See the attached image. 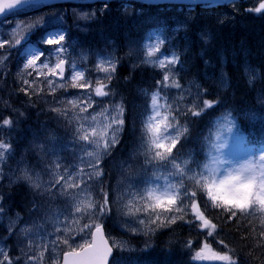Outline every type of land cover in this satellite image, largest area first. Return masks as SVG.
<instances>
[{
	"label": "rangeland",
	"instance_id": "rangeland-1",
	"mask_svg": "<svg viewBox=\"0 0 264 264\" xmlns=\"http://www.w3.org/2000/svg\"><path fill=\"white\" fill-rule=\"evenodd\" d=\"M107 6V2L104 1L99 5H96L95 2L76 3L74 1L65 3L62 7L59 5L34 6L17 15H8L6 19L0 21V40L10 38L12 30L17 25L21 26L19 36L24 37L21 39V43L15 47L5 45L4 48H0V58L7 56V59L0 64V121L5 118L13 121L10 128L7 126L0 128V140L11 145L4 159L0 161V197H2L0 198V208L3 209L0 211V248L4 249L12 264H61L63 253L69 250L62 243L54 248L52 242L57 235L63 236L65 225L71 223V219L68 217L71 197L61 193L60 185L50 187L55 176L62 174L65 168L69 172L74 171L76 166L81 163L79 157L83 155L80 146L83 142H77L74 139L76 122L72 117L75 112H78V109L73 110L69 101L79 100L82 103H91L92 107L88 109L87 113L83 114L85 116L90 113L96 114L105 108L111 110L114 106H123L124 109L123 98L121 94L114 91L112 82L117 77L120 64L127 61L128 64H126L130 65L133 70L151 68L158 72V79L155 83L148 89H141L139 92L146 99V105L143 107L145 111L142 116L145 122L151 114L152 94L161 89L160 82L163 80L165 71H167V69H162L153 63L145 62V45L155 43L157 38H163L166 35L168 42L164 40L160 52L167 54L169 57L173 52L178 56L183 53V50L180 51L179 49L180 44H174V38L179 32V28L176 26L172 28L173 30L167 31L156 27L146 29L148 25L141 29L136 28L135 36L129 35L126 37V42L122 47L123 53L120 52L122 49L118 48L117 43L107 36L103 37L101 34L98 36L94 33L95 37L88 39L87 35L93 29L92 24L101 21L99 19V9H104ZM117 7L121 8L124 13H130L132 8L134 9V5L122 2ZM97 19L99 20L97 21ZM36 22H39L38 26L30 31L24 30V26ZM51 31H62L65 35L63 43L68 47L64 54L66 60L64 76L61 78L59 74L55 76L49 74L47 79L56 81L50 89L44 76H38L31 68L23 71V65L26 63L24 57L26 41L44 51L45 55L41 56L37 63L46 62L53 46L42 44L41 40L47 32ZM140 32L142 33L139 34ZM201 37L205 40L204 34H201ZM106 58H111L116 65L115 72L111 73L110 82L104 79L106 73L98 70L99 61ZM51 59L54 61L55 57L52 56ZM153 59L156 58L153 57ZM72 63H75L76 71L84 72L85 80L93 82V87L97 80L107 83L108 87L105 90L109 91L110 94L104 97H97L93 94L91 101H88L87 97L92 92V88L73 87L68 83L72 75V69L69 65ZM177 65L172 70L173 78L179 81L181 87L163 88L161 96H166L168 103L181 113L178 115V119L181 125L188 128V132L185 134L187 136L191 130V125L186 117L190 114L185 116L182 113L188 107H191L193 103L197 105V110H199L202 101L210 99L203 96V91L195 82H180ZM244 66L246 70L250 67L248 64H244ZM50 67H52V64H50ZM40 71L48 72L47 69H40ZM28 72L32 74L28 75ZM57 72L59 71L57 70ZM244 76L249 84H252L258 78V76H249L246 71ZM224 77L221 86L226 90L229 86V79L226 76ZM25 79L30 81V84H24ZM77 82L84 83L85 81ZM58 83H63L65 86L58 87ZM261 101L263 103L264 100ZM261 101L259 100L257 105L262 104ZM161 103H163V100ZM215 106L216 102L214 101L212 107ZM212 107L204 109L201 114ZM56 109H61V112L68 109V115H62ZM229 116L230 119H225ZM229 127L232 128L231 131H228ZM237 128V123L231 111L225 110L220 115L215 116L210 122L208 132L205 134L200 163L203 164L210 155V142H216L226 144V147L221 149V154L224 159L231 161L232 165L235 166L254 160L256 166L259 167L262 163L260 157L264 155V147L254 151L252 148L244 146ZM142 130L144 133V123L142 124ZM217 131L220 132L221 136L219 141L215 140ZM122 132L123 126L118 134V142ZM185 136L181 138L180 142L183 141ZM117 144L109 150V153ZM88 150L92 151L93 149L89 147ZM177 153L180 154L177 163L180 162V158L194 161L188 144L181 145L179 149H173L172 155L176 156ZM108 155L101 152L99 168L102 169L103 174L95 180H89L88 184L92 186L91 194L94 200H102L101 187L103 191L108 193L111 211L99 217L97 222L102 225L103 223L105 225L110 223L114 227L113 231L107 234L110 243L113 240L126 243L127 247L123 251L114 248L121 257L123 254L143 250L141 246L144 244L147 245V248L150 247L159 233L169 229L176 223L169 225L165 222L164 226L157 227L160 222L150 223L147 213L143 211L134 215L127 214L125 208L127 202L133 198V194L139 196L144 193L145 189L152 187L153 185L150 182L153 180L154 175L166 176L172 183H177L179 177L169 174L171 171L170 166L164 168L155 163L147 164L144 150L140 145L129 155L127 160L118 162L121 173L114 186V191L111 193L109 186L103 187L105 183L104 161ZM56 163L60 164L59 169L54 167ZM192 165L193 163L189 166ZM83 167L86 172L91 171L87 165H83ZM196 171H200V169L197 168ZM25 172L31 179L25 178ZM37 177H39L40 187H36L34 184ZM158 183L163 185L164 181L160 180ZM185 183L192 182L185 179ZM18 184H24L34 194L33 207L26 210L25 214L13 212L10 209V198H5L4 191H2V187L9 189ZM83 187L85 186L81 185V188ZM188 189L190 191V187ZM68 191L75 193L79 192L80 189H69ZM186 212L187 214L191 213L190 210H186ZM171 214L169 213V215ZM186 216L184 219L177 220L187 221ZM191 217L194 219L192 213ZM84 222V220H81L80 224L82 225ZM195 223L200 224L201 222L196 220ZM57 228L61 229L59 233L56 231ZM73 228L75 230V226ZM149 229H154V231H149ZM174 236L172 233L164 235V237L171 238L169 243L173 241ZM89 239L86 230L84 233L74 235L69 243L76 247ZM136 242L140 245L139 247L135 245ZM44 244H47L48 250L40 258V252L43 251L42 245ZM167 245L169 244L167 243ZM30 256L38 259L29 260ZM0 259L3 258L0 257Z\"/></svg>",
	"mask_w": 264,
	"mask_h": 264
},
{
	"label": "trees",
	"instance_id": "trees-1",
	"mask_svg": "<svg viewBox=\"0 0 264 264\" xmlns=\"http://www.w3.org/2000/svg\"><path fill=\"white\" fill-rule=\"evenodd\" d=\"M93 2L99 5L103 0ZM104 2L108 6L99 9L101 21L92 24L88 39L95 37V34L107 36L117 43L123 53L126 37L135 36L136 28L148 25L146 29L156 27L167 31L176 26L179 32L174 44H180L179 49L183 50L177 65L178 79L181 83L195 82L203 91V96L216 102V106L205 113L186 117L191 130L175 149L188 144L194 161L200 162L210 122L225 110L233 114L244 146L254 151L264 147V101H261L264 100V11H249L258 7L260 0L191 6H149L126 0ZM121 2L134 5V9L124 13L117 7ZM201 34L205 35V40ZM166 40L168 42V37ZM124 62L120 64L117 77L112 82L114 91L121 94L124 102L123 132L118 144L104 161L103 187L109 186L111 193L121 173L118 162L127 160L142 143V116L146 99L139 92L148 89L158 79L157 71L151 68L133 70L127 61ZM244 64L250 66L249 71ZM245 71L249 76H258L252 86L244 76ZM224 76L229 79L226 90L221 86ZM259 100L262 104L257 105ZM191 167L195 168V163ZM185 187L196 192L194 199L201 211L217 225L212 235L207 234L208 229L199 227L189 212L187 221L177 220L169 229L159 233L150 247L144 244L141 246L143 250L121 257L114 249L112 259L118 260L119 264H224L222 261L194 258L196 252L207 243L213 251L233 255L237 264H264V237L260 236L264 227L260 224L259 213L254 216H241L238 213L237 217L229 219V213L215 207L206 191L192 183H185ZM2 191L5 198H10L13 212L25 214L33 207L34 194L24 184L9 189L2 187ZM103 225L106 234L114 229L110 223ZM169 233L175 235L171 243V238L164 237ZM135 245L140 246L137 242Z\"/></svg>",
	"mask_w": 264,
	"mask_h": 264
},
{
	"label": "snow or ice",
	"instance_id": "snow-or-ice-1",
	"mask_svg": "<svg viewBox=\"0 0 264 264\" xmlns=\"http://www.w3.org/2000/svg\"><path fill=\"white\" fill-rule=\"evenodd\" d=\"M30 7H34L33 0H11V2L0 6V12L5 13L6 19L8 15H17ZM5 9H7V12H5ZM249 11L257 13L264 11V0H260L259 6L255 9H249ZM38 24L39 22L26 25L24 30L30 31ZM20 28L21 26L17 25L12 30L10 38L0 40V48H4L5 45L9 47L19 45L21 39L24 38L19 36ZM165 39L167 37L157 38L155 43L145 45V62L153 63L162 69H167V71H165L163 80L160 82L162 85L161 89L152 94L151 114L144 122L141 147L144 150L147 164L155 163L159 167L164 168L170 166L171 171L169 174L179 177V180L177 183H172L166 176L154 175L153 180L150 182L153 186L145 189L144 193L139 196L133 194V198L127 202L125 205L127 214L134 215L143 211L147 213L150 223L155 224L159 221L160 223L157 227H161L165 225V222L170 225L175 223L177 219H184L187 215L186 210H190L195 220L201 222L199 227L208 229L207 234L212 235L217 225L207 219L204 212L201 211L199 204L194 199L196 192L189 191L185 187V179H187L198 188L206 191L208 198L215 207L223 208L225 212L229 213V219L237 217L238 213L241 216H254L259 213L260 224L264 227V155L260 157L262 163L259 167L256 166L254 160L234 166L231 161L224 159L221 154V149L226 147V144L216 142H210V155L203 164L199 161L183 158H180V162L177 163L180 154L172 155L173 149L177 147L181 138L188 132V128L180 124L178 115L181 113H179V110L174 109L168 103L166 96H161L163 88L181 87L179 81L173 78L172 71L175 65L180 62L179 56L173 52L169 57L167 54L160 52ZM64 40L65 35L62 31L47 32L41 43L53 46V49L49 53V57L46 58V62L40 64L37 61L40 60L41 56L45 55L44 51L26 41L24 49L26 63L23 65V71L31 68L38 76H44L51 89V86L56 81L48 80V75L52 74L55 76L59 74L62 78L65 70L66 60L64 54L68 45L63 43ZM158 53L159 55H157ZM52 56L55 57L54 61L51 59ZM153 57L156 59H153ZM6 59L7 56L0 58V64ZM50 64H52V67H50ZM69 67L72 69V75L68 81L71 86L92 88V92L87 97L88 101H91L93 94L97 97H104L110 94L109 91L105 90L108 87L107 83L97 80L93 87L92 81L85 80L83 71H76L75 63L70 64ZM40 69H47L48 72H42ZM98 70L106 73L104 79L110 82L111 73L115 72L116 65L111 58L101 59L98 64ZM31 74V72H28V75ZM170 78L171 82L169 83ZM77 81L85 82L78 83ZM23 83L28 85L30 81L25 79ZM57 86L64 87L65 85L58 83ZM52 90L54 91L55 89ZM162 100L163 103H161ZM213 103L214 101L204 100L199 110H197V105L193 103L182 114L185 116L188 114L199 116L204 109L212 107ZM69 104L73 110L78 109V112H75L72 117L76 122L74 139L77 142H83L80 145L83 155L79 157L81 163L76 166L74 171L69 172L65 168L62 174L55 176L50 185V187L60 185L61 193L71 197L68 207V217H70L71 223L65 225L63 236L57 235L52 243L54 248L62 243L69 249L63 253L62 264H109L113 248L123 251L127 245L125 242H116L114 240L110 244L108 238L105 237L103 225L97 221L99 217L111 211L108 193L103 191L101 187L102 200L92 199V186L88 184V181L95 180L103 174L102 169L99 168L101 152L104 155L109 154V150L118 143V134L124 124V109L123 106H114L111 110L105 108L101 112L90 113L85 116L83 114L87 113L88 109L92 107L91 103L72 100L69 101ZM56 111L61 112V109H56ZM61 114L67 116L68 109H64ZM225 119H230V116L225 117ZM12 125L13 121L9 118L0 121V128L5 126L10 128ZM231 130L232 128L229 127L228 131ZM220 139V132L217 131L215 140L219 141ZM89 147L93 150L89 151ZM10 148V143L0 140V161L4 159ZM192 163H195V168L189 166ZM83 165H87L91 171L86 172ZM54 167L59 169L60 164L56 163ZM197 168L200 171H196ZM25 178L31 179L27 172H25ZM38 180L39 177L34 182L36 187H40ZM160 180L164 181L163 185L158 183ZM81 185L85 187L81 188ZM69 189H80V191L70 193ZM2 210L0 208V211ZM169 213L172 214L169 215ZM81 220L85 221L82 225L80 224ZM73 226H75V230ZM86 230L90 239L73 247L69 241L74 238V235L84 233ZM56 231L59 233L61 229L57 228ZM149 231H154V229H149ZM260 236L264 237V231L260 232ZM220 243H223V241ZM42 247L43 251L40 252V258L48 250L47 244L42 245ZM229 252H232V250L229 249ZM0 257L3 258L0 259V264H12L11 259L3 248H0ZM194 258L222 261L224 264H237V259H234L233 255L213 251L207 243L196 252ZM33 259L38 258L29 257V260ZM111 264H119V261L112 259Z\"/></svg>",
	"mask_w": 264,
	"mask_h": 264
},
{
	"label": "water",
	"instance_id": "water-1",
	"mask_svg": "<svg viewBox=\"0 0 264 264\" xmlns=\"http://www.w3.org/2000/svg\"><path fill=\"white\" fill-rule=\"evenodd\" d=\"M73 1H82V0H33L34 6H56L67 2H73ZM90 2H93L95 0H88ZM105 1V0H103ZM134 3L149 5V6H191V5H202V4H228L235 1L240 0H126ZM11 2V0H0V6L7 4ZM5 12H7V9H5ZM5 18V13L0 12V21ZM59 71V70H58ZM64 76V72H63ZM103 232L105 237L107 238L104 226H103ZM110 243V242H109ZM114 255V250L112 252V257L110 258L109 264L112 261ZM63 257V255H62ZM62 264V260H61Z\"/></svg>",
	"mask_w": 264,
	"mask_h": 264
}]
</instances>
